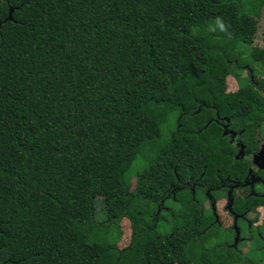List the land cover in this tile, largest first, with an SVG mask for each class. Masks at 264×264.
Wrapping results in <instances>:
<instances>
[{
	"label": "trees",
	"instance_id": "obj_1",
	"mask_svg": "<svg viewBox=\"0 0 264 264\" xmlns=\"http://www.w3.org/2000/svg\"><path fill=\"white\" fill-rule=\"evenodd\" d=\"M261 1L0 0V264L242 262L196 193L246 176L219 123L248 145L264 120L254 89L223 86ZM217 17L227 32L210 30ZM123 219L130 243L118 249L100 232Z\"/></svg>",
	"mask_w": 264,
	"mask_h": 264
},
{
	"label": "rangeland",
	"instance_id": "obj_2",
	"mask_svg": "<svg viewBox=\"0 0 264 264\" xmlns=\"http://www.w3.org/2000/svg\"><path fill=\"white\" fill-rule=\"evenodd\" d=\"M258 6L253 13L252 19L255 22L256 31L250 39V43L241 47L239 62L230 67V72L223 81L224 92L227 94L246 93L255 89L264 95V0L258 2ZM253 12V11H252ZM252 14V13H251ZM213 92V91H212ZM214 92H217L215 90ZM219 93V92H218ZM218 93H213L214 96ZM174 117L170 115L168 121L163 125V134L165 137L171 134V125H173ZM259 135L264 136V123L260 129ZM150 149L157 150L162 146L161 141L154 140L147 145ZM264 153V152H263ZM124 182L131 190L136 185V173L131 171L124 175ZM264 194V188L260 190ZM246 191L236 192L238 199L246 197ZM198 203L202 206L206 214V223L215 222L221 228L227 230L232 226V219L224 210L226 205L225 196L222 193L214 194V202L216 203V211L211 209L210 202L204 196L196 193ZM247 205L252 209L249 210L245 217L247 219L238 222L240 233V241L237 242V248L242 257L240 264H264V199L249 198ZM180 205L177 201L168 202L162 210V215L166 218L165 222H159L156 227V233L161 236H167L171 232L169 210H179ZM95 218L98 223L106 220L103 209V203L100 198L95 201ZM100 232L105 235V240L109 243H115L117 240V248L124 249L130 243V224L129 221L123 219L120 222L119 230L114 226ZM110 234H108V233ZM236 241V242H235ZM205 264H215L210 255H204Z\"/></svg>",
	"mask_w": 264,
	"mask_h": 264
},
{
	"label": "flooded vegetation",
	"instance_id": "obj_3",
	"mask_svg": "<svg viewBox=\"0 0 264 264\" xmlns=\"http://www.w3.org/2000/svg\"><path fill=\"white\" fill-rule=\"evenodd\" d=\"M255 90V89H254ZM261 97L264 98V95L255 90ZM264 120L260 121L259 125L253 128L252 130V142L246 144L247 140L244 141L239 139L240 132H236L234 130L229 129V125L226 123H219L223 129V133H225L229 139L230 143L233 144L236 154L234 155V159H240L245 163L244 171L246 170V176L242 181L231 180L227 178L226 180H221L220 185L217 187H209L207 192L197 191L201 193L205 199L210 202L211 209L216 211V203L214 202V194L222 193L225 196L226 205L224 207L227 215L232 219V226L227 228V230L232 229L233 235L231 236L232 241L234 243L235 239L240 241V228L238 226L239 221L246 220V213L250 210V207H245L244 213L239 214L235 209V205L245 202L247 203L250 196L260 199H264V194L261 193V189L264 188V136L261 137L259 135L260 129ZM250 146V148H248ZM244 173V172H243ZM212 190V194L210 195V191ZM238 191H246V197L244 199H238L236 196V192ZM236 203V204H235ZM248 206V205H247ZM223 229V228H222ZM224 230V229H223ZM231 235V234H230ZM236 242V241H235ZM237 245V242L236 244Z\"/></svg>",
	"mask_w": 264,
	"mask_h": 264
},
{
	"label": "clouds",
	"instance_id": "obj_4",
	"mask_svg": "<svg viewBox=\"0 0 264 264\" xmlns=\"http://www.w3.org/2000/svg\"><path fill=\"white\" fill-rule=\"evenodd\" d=\"M228 25H226V23L223 21L222 18L217 17L215 20V26L213 28H211V31H216L217 29L220 32H227L228 31Z\"/></svg>",
	"mask_w": 264,
	"mask_h": 264
},
{
	"label": "water",
	"instance_id": "obj_5",
	"mask_svg": "<svg viewBox=\"0 0 264 264\" xmlns=\"http://www.w3.org/2000/svg\"><path fill=\"white\" fill-rule=\"evenodd\" d=\"M11 13H12V9L9 10V16H8V20H11Z\"/></svg>",
	"mask_w": 264,
	"mask_h": 264
}]
</instances>
